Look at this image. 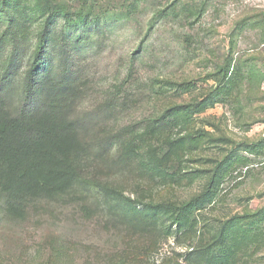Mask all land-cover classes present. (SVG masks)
I'll return each mask as SVG.
<instances>
[{"label":"rangeland","instance_id":"374dc122","mask_svg":"<svg viewBox=\"0 0 264 264\" xmlns=\"http://www.w3.org/2000/svg\"><path fill=\"white\" fill-rule=\"evenodd\" d=\"M8 1L0 264H264V0Z\"/></svg>","mask_w":264,"mask_h":264},{"label":"trees","instance_id":"16d2710c","mask_svg":"<svg viewBox=\"0 0 264 264\" xmlns=\"http://www.w3.org/2000/svg\"><path fill=\"white\" fill-rule=\"evenodd\" d=\"M54 1L55 0H47L46 1L47 5L49 7V10L53 14L58 13L57 11H55V12H54V10L52 11V7L54 6ZM0 5L2 6V8H6L9 5V1L8 0H1ZM81 22H83V20ZM46 52H47V50L41 44L39 46V49H37V56H36L35 60L31 63L32 65L29 68V78H30L29 82H31V77H33L36 74V67L39 64V62L42 60V58L46 54ZM30 84L28 85V87L30 86ZM29 93L30 92L27 91L26 96L24 97L23 102L21 103V106H20L19 111L17 113V119L16 120H17V124H19L20 127H25V129H27V127H32L36 131L37 130V127H36L37 124L35 121L36 119L34 118L35 116H33L34 114L31 111L32 102H31ZM20 131L22 133H25V135L29 134V132L26 130L21 129ZM33 133H34V131H33ZM30 138L32 139V137H30ZM32 140H34V138ZM215 177H216V170L214 171L213 175L211 176L205 191L203 193H201L200 195L193 197L189 201V203L192 201L200 199L202 196H204L207 193H210L213 189ZM189 203L180 205V206L175 207V208L181 212L186 206H188Z\"/></svg>","mask_w":264,"mask_h":264}]
</instances>
